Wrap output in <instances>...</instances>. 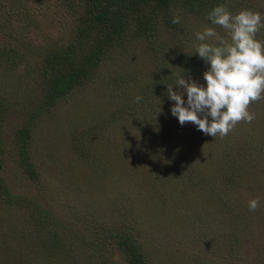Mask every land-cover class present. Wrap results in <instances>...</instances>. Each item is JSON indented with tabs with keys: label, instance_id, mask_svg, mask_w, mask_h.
Segmentation results:
<instances>
[{
	"label": "rangeland",
	"instance_id": "obj_1",
	"mask_svg": "<svg viewBox=\"0 0 264 264\" xmlns=\"http://www.w3.org/2000/svg\"><path fill=\"white\" fill-rule=\"evenodd\" d=\"M80 4L0 0V49H31L23 50L28 62L0 64V98L7 101L1 114L4 176L11 190L37 200L82 238L127 227L143 244L149 264H264V98L249 105L251 123L238 122L224 137L206 135L191 122L181 126L171 114V84L153 42L129 35L91 78L29 123L43 91L34 67L46 49L72 39ZM224 5L233 14L248 9L264 15V0ZM177 13L182 32L157 35L168 48L176 43L179 51H195V33L206 27L228 38L206 18ZM263 35L261 28L257 38ZM199 69L185 78L203 85L208 67ZM28 123L37 182L15 162L16 133ZM256 197L260 205L249 211L248 201ZM28 211L0 204V264L53 262L42 247L44 228ZM108 241L93 264H127ZM68 250L61 264L89 263L88 253L73 245Z\"/></svg>",
	"mask_w": 264,
	"mask_h": 264
},
{
	"label": "trees",
	"instance_id": "obj_2",
	"mask_svg": "<svg viewBox=\"0 0 264 264\" xmlns=\"http://www.w3.org/2000/svg\"><path fill=\"white\" fill-rule=\"evenodd\" d=\"M80 1L82 12L72 39L65 45H53L46 49L40 64L34 67L41 77L43 91L38 105L29 113V123L91 78L108 55L123 46L129 35H133L135 40L139 38L153 42L152 50L158 53L166 83L174 85L176 78L182 75L195 77L199 74V68H207L208 65L194 54L195 51H179L180 45L176 43L173 49L168 48L164 42H158L161 38L157 35L182 32L183 22L173 23L178 11L202 19L217 4L224 5V0ZM257 39L264 40V35ZM24 49L27 48L19 51L16 47H2L0 64L7 63L14 67L28 62L30 55L23 52ZM4 104L7 106V101L0 98V204L5 208L17 206L29 209L33 221L44 228V239L47 241L42 242V247L48 254L47 258L53 261L51 264H61L60 258L64 252L67 255L71 253L68 250L70 245L82 250L84 256L88 253V264H93V259L106 253L105 246H108L110 238L124 254L127 264H149L143 244L127 227L103 228L102 235L96 234L92 239L82 238L78 231L57 220L52 211L37 200L16 195L11 190L4 176L6 138L1 125ZM29 123L16 133L15 162L30 181L37 182L39 175L30 154ZM81 264H86V261L81 259Z\"/></svg>",
	"mask_w": 264,
	"mask_h": 264
},
{
	"label": "clouds",
	"instance_id": "obj_3",
	"mask_svg": "<svg viewBox=\"0 0 264 264\" xmlns=\"http://www.w3.org/2000/svg\"><path fill=\"white\" fill-rule=\"evenodd\" d=\"M180 20L176 16L173 23ZM206 20L223 28L228 38L219 36L215 27L195 33L194 54L208 65L203 73L205 83L178 76L175 85L167 86V93L174 102L171 114L181 126L191 122L206 135L224 137L238 122L251 123L255 116L249 105L264 98V40L257 39L264 28V15L248 9L233 14L226 5L217 4ZM213 38L219 43H211ZM141 100L135 97V102ZM259 205V197L248 201L249 211Z\"/></svg>",
	"mask_w": 264,
	"mask_h": 264
},
{
	"label": "bare ground",
	"instance_id": "obj_4",
	"mask_svg": "<svg viewBox=\"0 0 264 264\" xmlns=\"http://www.w3.org/2000/svg\"><path fill=\"white\" fill-rule=\"evenodd\" d=\"M254 144H255V143H254ZM254 144H253V145H254ZM221 149H222V148H221ZM228 157H229V156H228ZM221 159H222V158H221ZM223 162H224V161H223ZM251 169H252V168H251ZM232 175H233V174H232ZM188 179H189V178H188ZM258 180H259V179H258ZM230 183H231V182H230ZM235 196H236V195H235ZM225 200H226V199H225ZM237 204H238V203H237Z\"/></svg>",
	"mask_w": 264,
	"mask_h": 264
}]
</instances>
